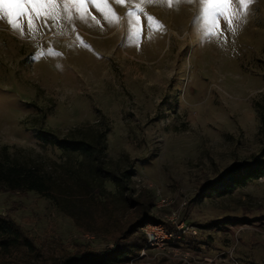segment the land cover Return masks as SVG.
<instances>
[{"label": "rangeland", "instance_id": "374dc122", "mask_svg": "<svg viewBox=\"0 0 264 264\" xmlns=\"http://www.w3.org/2000/svg\"><path fill=\"white\" fill-rule=\"evenodd\" d=\"M201 8L199 0H96L86 20L57 16L36 30L42 20L34 19L30 32L21 17L23 36L0 20V160L36 165L65 187H76V177L95 183L94 162L38 135L97 134L106 143L104 168L132 172L126 192L98 185L94 220L77 223L50 199L0 189V215L35 242L43 264L113 249L146 201L151 223L173 235L170 247L147 249L140 227L130 240L144 237L145 246L126 264H264V173L205 197L224 171L264 160V0L233 20L234 32L221 19L211 37ZM129 12L140 16L135 35ZM158 195L169 204L160 206ZM182 224L197 234L181 233Z\"/></svg>", "mask_w": 264, "mask_h": 264}, {"label": "trees", "instance_id": "16d2710c", "mask_svg": "<svg viewBox=\"0 0 264 264\" xmlns=\"http://www.w3.org/2000/svg\"><path fill=\"white\" fill-rule=\"evenodd\" d=\"M260 132L264 137V107L259 110ZM48 142L46 136H52L51 144L63 154L80 152L79 155L89 158L93 163L95 183L81 177H76V187L63 186L51 174L46 173L36 165H28L15 160L4 158L0 160V189L11 192H34L43 198L50 199L60 207L74 222L81 219L94 220L93 200L98 185L106 181L112 182L119 190H130L127 185L132 172L121 173L106 170L103 166V157L106 143L101 142L100 136L94 134L91 140L57 139L49 132L38 135ZM264 157V148L260 158ZM264 160L255 159L250 163H242L224 171L221 177L210 183L205 197L223 196L235 188L246 186L249 182L262 177ZM95 184V185H94ZM203 189V188H202ZM62 197L67 200L62 203ZM128 202H131L130 200ZM139 202L141 207L140 219L124 230L121 242L115 243L113 249L103 251H79L68 253L59 259L56 264H126L130 255L140 251L145 246V239L130 240L134 232L150 222H157L147 214L150 203ZM131 226V227H130ZM43 255L35 242L9 216L0 215V264H43ZM45 264V263H44Z\"/></svg>", "mask_w": 264, "mask_h": 264}, {"label": "snow or ice", "instance_id": "6c2138e0", "mask_svg": "<svg viewBox=\"0 0 264 264\" xmlns=\"http://www.w3.org/2000/svg\"><path fill=\"white\" fill-rule=\"evenodd\" d=\"M110 0H105V3H109ZM116 4H124L126 0H114ZM135 3L136 0H131ZM144 2V0H141ZM147 2H156V0H147ZM160 2H165L168 4L172 3V0H160ZM179 2V0H177ZM254 2V0H199L201 4V14L205 20V35L211 37L215 34V29L217 28L221 19L226 21L229 28L234 32L235 28L232 27L233 20H239L241 16L247 14L249 6ZM69 5L75 7L70 8ZM58 6H63L58 8ZM96 6V0H0V20L6 18L7 25L14 32H18L20 36L24 35V27L19 23L21 17L28 19V28L31 32L33 30V20H42V25H37L36 30H39L40 26L47 27L48 20L51 19L53 22L59 16L60 19L72 23L75 18L81 20H86V9L89 7ZM58 10V11H57ZM112 10L109 8V12ZM143 10L140 9V12ZM115 16V13H112ZM96 20V17H92ZM105 20H109L108 15L104 16ZM118 20L119 18L116 17ZM149 22L148 28L152 30V20L151 16L147 17ZM99 23V21H96ZM140 22V16L135 12L128 13L127 24L132 30L133 34H136L137 25ZM162 27V25H161ZM51 53V50H49ZM41 53L34 54V58H39Z\"/></svg>", "mask_w": 264, "mask_h": 264}, {"label": "built area", "instance_id": "2783aa9c", "mask_svg": "<svg viewBox=\"0 0 264 264\" xmlns=\"http://www.w3.org/2000/svg\"><path fill=\"white\" fill-rule=\"evenodd\" d=\"M159 205L164 206L168 205L169 201L167 199H164L160 195H158ZM171 220L174 221L176 219L177 215L176 213L171 214ZM181 233L183 234H189V235H196V228L192 226H184L182 224L179 227ZM141 230L145 233V239H146V248L147 249H166L170 247L171 238L173 235L168 232V230L164 229L161 225H156L153 223H146L141 227ZM143 252V251H142Z\"/></svg>", "mask_w": 264, "mask_h": 264}]
</instances>
